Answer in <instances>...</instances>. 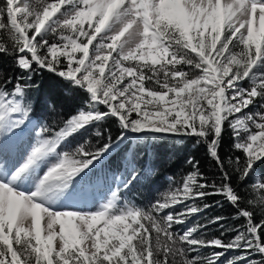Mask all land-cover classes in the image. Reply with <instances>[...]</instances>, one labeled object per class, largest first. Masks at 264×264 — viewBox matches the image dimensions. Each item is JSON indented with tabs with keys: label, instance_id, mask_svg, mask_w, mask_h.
<instances>
[{
	"label": "snow or ice",
	"instance_id": "6c2138e0",
	"mask_svg": "<svg viewBox=\"0 0 264 264\" xmlns=\"http://www.w3.org/2000/svg\"><path fill=\"white\" fill-rule=\"evenodd\" d=\"M0 36L26 74L0 84V264H218L230 250L241 254L226 264H264V0H3ZM41 71L85 97L58 123L33 119ZM93 127L95 143L59 150ZM225 129L238 153L227 159ZM165 136L205 146L217 177L189 159L159 198L125 200L143 173L107 162L129 139ZM222 204L239 227L204 217ZM214 225L234 238L209 236Z\"/></svg>",
	"mask_w": 264,
	"mask_h": 264
},
{
	"label": "trees",
	"instance_id": "16d2710c",
	"mask_svg": "<svg viewBox=\"0 0 264 264\" xmlns=\"http://www.w3.org/2000/svg\"><path fill=\"white\" fill-rule=\"evenodd\" d=\"M3 5V0H0ZM0 39H4L0 36ZM23 73L13 62L12 59L0 54V84H7V89L11 90L13 85L17 82L18 78ZM11 80L12 83H7ZM34 85L29 92V97L33 101V116L39 119L41 122L48 121L49 123L54 120L51 119L55 115H61L62 118H68L74 114L78 107H81L85 103V97L82 92L76 91L72 86L68 85L62 78L57 77L47 71L35 72L32 74V80L28 81ZM50 104L55 111H49ZM101 129L111 128L113 135L116 134V126L110 122H105L99 125ZM96 127H93L89 132L83 133L82 136H78L75 140L83 143L84 141L95 142L94 132ZM75 140L70 144L74 146ZM234 138L231 135L230 129H225L223 138L221 141L220 152L221 155L227 159L229 156L235 157L238 153L233 148ZM122 149L119 154L114 155L108 162L107 166L112 168L117 166L120 168V160L123 159H135V166L142 171L143 176L140 181L131 190L138 198L146 199L150 201L158 193H161L170 184L171 181L179 183L183 176L188 174L191 169V165L187 163L189 159L199 161L201 172L208 176L209 179L217 177V170L213 167L212 163L207 157L206 147L196 144L194 138H184L181 141L165 136L159 140L150 138L147 142L142 144H135L131 139L126 142V146H121ZM132 156H130V154ZM150 168V172L145 170ZM257 175H264V163L256 169ZM169 178V179H167ZM218 182V180H217ZM234 186L238 187V190L243 192L244 187H239L238 181L233 178ZM251 187V180L249 185ZM253 196L255 193L252 194ZM222 197L215 196L209 198L207 203L215 205L216 200H221ZM254 210V221L259 222L264 217V210L258 207ZM223 216L225 220L222 222L225 227H239L240 222L233 219L236 215L235 210L228 204H222V206H213L210 210H206L204 217ZM202 218V217H201ZM203 219V218H202ZM204 221V219H203ZM205 222V221H204ZM222 229L220 225H214L207 230L208 235H215L220 237ZM235 233L229 231L226 232L222 239L228 240L234 238Z\"/></svg>",
	"mask_w": 264,
	"mask_h": 264
},
{
	"label": "rangeland",
	"instance_id": "374dc122",
	"mask_svg": "<svg viewBox=\"0 0 264 264\" xmlns=\"http://www.w3.org/2000/svg\"><path fill=\"white\" fill-rule=\"evenodd\" d=\"M0 6H2V3H0ZM77 55H79V54H77ZM245 86H247V85H245ZM50 106H52L51 104H50ZM53 107V106H52ZM49 111H52V109L49 107ZM133 115H135V114H133ZM62 117L63 116H61V115H55V116H53L51 119H53L54 121L53 122H56V123H58L61 119H62ZM33 119H35V120H39V119H37V118H35L34 116H33ZM47 123H49L48 121H46ZM53 122H51V123H49V124H52ZM86 134V133H85ZM93 143H95V142H93ZM77 144H80V142L79 141H77V140H75V144H74V146H73V144L72 145H62L61 146V148L59 149L60 151H66V150H71V149H74L76 146H77ZM130 154V153H129ZM130 156H132L131 154H130ZM53 160H54V158H53ZM126 163H132V164H135V159L134 158H132L131 157V159L129 158V159H121L120 160V168H117V166H113L112 168H110L109 166H107L112 172H115V173H117V174H120V173H122L123 171H124V168H125V165H126ZM146 172H150L151 171V169L150 168H147L146 170H145ZM42 172H43V169H42ZM42 172H41V174H42ZM143 176V175H142ZM141 176V177H142ZM169 179V178H168ZM177 184H179V183H176L175 181H171L170 182V184L165 188V190L163 191V192H161V193H158L155 197H153L150 201H154L155 199H157V198H159V196L162 194V193H164V192H166L169 188H173V187H175V186H177ZM124 199L125 200H128V201H132V202H134V203H136L137 205H140V206H145V205H147L150 201H148V200H146V199H141V198H138V196L137 195H134L133 194V191L131 190L130 192H127V193H125V195H124ZM83 210H85V211H89V210H91V211H95V207L94 206H92V205H88V206H84V209ZM196 219L197 220H201V222H204L203 221V219L201 218V217H196ZM191 223L192 222H190L188 225H186V227H190L191 226ZM183 229L181 228V227H177L176 228V231H182ZM241 253L238 251V250H230L227 254H226V256L225 257H222L221 258V261L220 262H218V264H226V261H227V259H229V258H232L233 256H238V255H240ZM250 259H252V260H259V259H261V257H260V255L259 254H254V255H252L251 257H250Z\"/></svg>",
	"mask_w": 264,
	"mask_h": 264
}]
</instances>
